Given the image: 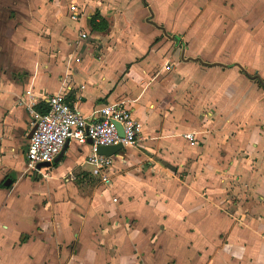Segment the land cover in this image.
Wrapping results in <instances>:
<instances>
[{
	"label": "crops",
	"instance_id": "crops-1",
	"mask_svg": "<svg viewBox=\"0 0 264 264\" xmlns=\"http://www.w3.org/2000/svg\"><path fill=\"white\" fill-rule=\"evenodd\" d=\"M15 1L37 21L40 0ZM88 3L85 12L70 1L59 54L48 58L37 23L0 24V264H264V76L242 68L264 65V44L250 58L244 13L241 25L219 24L227 7L215 13L203 0L187 17L172 0L166 21L143 16L142 37L123 25L119 3ZM25 91L34 109L64 93L87 119L121 103L141 139L110 156L107 184L92 175L88 142L71 140L58 162L25 172Z\"/></svg>",
	"mask_w": 264,
	"mask_h": 264
},
{
	"label": "built area",
	"instance_id": "built-area-1",
	"mask_svg": "<svg viewBox=\"0 0 264 264\" xmlns=\"http://www.w3.org/2000/svg\"><path fill=\"white\" fill-rule=\"evenodd\" d=\"M71 19H76L77 7H69ZM87 39L86 33L79 34V40ZM29 101L27 110L30 114V128L34 131L29 138L24 159L25 172L41 173L47 167L40 164H52L66 143L74 140L85 143L90 140L87 162L93 166L92 175L101 183L107 184V176L113 160L98 154L99 147L121 144L122 147L135 146L141 139L143 125L130 109L121 103L101 105L90 119L85 118L66 99V94L58 93L41 100L47 111L39 113L34 109L36 100L30 91H25ZM117 125L123 136H119ZM190 145L195 144V134H183ZM113 201H116L115 199Z\"/></svg>",
	"mask_w": 264,
	"mask_h": 264
},
{
	"label": "rangeland",
	"instance_id": "rangeland-1",
	"mask_svg": "<svg viewBox=\"0 0 264 264\" xmlns=\"http://www.w3.org/2000/svg\"><path fill=\"white\" fill-rule=\"evenodd\" d=\"M11 1H13L14 5L10 6ZM71 0H40L37 5L38 15L36 16V22L32 19H26L25 16L20 14V11L16 9L15 4L17 2L15 0H9V2H5L0 9V24L6 23L9 24L8 28H23L26 30H31V26L37 23L40 26V31L33 32V35L40 40L41 45V56L44 58H48V56H56L59 54V47L57 46V41H63V35H65V23L62 21L63 14L65 8L69 5ZM78 5L84 9L85 12L92 9V6L88 3V0H76ZM135 1V0H134ZM133 0H112V3L117 2L120 6L116 7L123 11V15L126 16L123 21V25L127 28H130L136 34L145 37V20H142L145 14H152L154 11L162 12V19H167L165 16L167 3L171 4L172 0H148L150 3V10L144 8L142 0L136 1L139 3V6H135V2ZM180 3L181 0H175V5ZM203 3V0H182L181 10L184 12L187 17L194 16L196 10L199 8V5ZM227 15L222 18H218L219 24H228L235 26L236 24L241 25V16L244 13L243 24L248 27H244L241 30V35H244V41L249 46L250 58L251 54L254 51V48L257 44H264V0H213V6L215 13L217 11H225ZM55 9V11H54ZM151 12V13H150ZM23 17L26 19V22H30V24L25 23ZM208 20H211V14L207 15ZM226 18V19H225ZM4 20V22L2 21ZM217 20V21H218ZM239 21V23H238ZM122 25V26H123ZM1 28V25H0ZM71 29V26H68ZM235 28V27H234ZM73 30V29H72ZM28 34L22 33L20 36H27ZM241 36V37H242ZM237 44V43H236ZM39 49V50H40ZM42 49H44L42 51ZM38 53V52H37ZM48 54V55H47ZM16 55H14L15 57ZM118 57H122L121 55H117ZM13 57V58H14ZM91 58L97 59L95 55H91ZM18 63V62H17ZM249 73V75H263L264 76V65L255 63L252 59L247 62V64L242 66V68ZM74 142V141H73ZM72 144V143H71ZM74 144L70 146L73 148ZM16 163L21 164V159H15ZM18 167V166H16ZM22 167V166H21ZM91 181L93 185H95L94 180ZM88 182V188L91 184ZM82 188L84 186H81ZM85 192H89V190H85Z\"/></svg>",
	"mask_w": 264,
	"mask_h": 264
},
{
	"label": "water",
	"instance_id": "water-1",
	"mask_svg": "<svg viewBox=\"0 0 264 264\" xmlns=\"http://www.w3.org/2000/svg\"><path fill=\"white\" fill-rule=\"evenodd\" d=\"M117 128H118L119 136L122 137L123 133H122V130H121L120 126L117 125ZM33 131H34V127L30 128V131H29L28 136H27L28 139L31 137ZM87 142L90 143V140H88ZM66 146H67V143L64 145V147L62 148L60 153L56 156V158L54 159V162H58L61 159V157H62V155H63V153L65 151ZM122 148L123 147H122L121 144H117V145H114V146L99 147L97 152L100 155L110 157V156H113L115 153L121 151ZM49 166H50V164L45 163V164H40L38 166V168H40V167H49ZM8 183H9V180H7L4 185L7 186Z\"/></svg>",
	"mask_w": 264,
	"mask_h": 264
},
{
	"label": "trees",
	"instance_id": "trees-1",
	"mask_svg": "<svg viewBox=\"0 0 264 264\" xmlns=\"http://www.w3.org/2000/svg\"><path fill=\"white\" fill-rule=\"evenodd\" d=\"M94 22V19H91V23ZM94 25V24H93ZM105 25V24H104ZM35 110L39 113H45L47 111V108L45 105H39L37 107H35Z\"/></svg>",
	"mask_w": 264,
	"mask_h": 264
}]
</instances>
